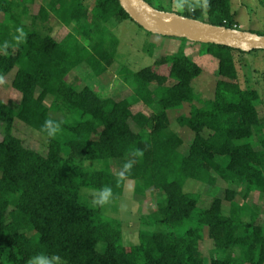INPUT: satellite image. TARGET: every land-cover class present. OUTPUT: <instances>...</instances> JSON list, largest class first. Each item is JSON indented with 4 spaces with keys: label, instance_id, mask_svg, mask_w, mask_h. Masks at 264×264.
<instances>
[{
    "label": "trees",
    "instance_id": "1",
    "mask_svg": "<svg viewBox=\"0 0 264 264\" xmlns=\"http://www.w3.org/2000/svg\"><path fill=\"white\" fill-rule=\"evenodd\" d=\"M89 1L90 7L83 0H44L29 16L34 0H0V81L16 69L11 85L21 96L13 108L0 101V264L42 257L51 264H264V227L256 225L258 212L247 203L251 194L264 196V135L254 142L263 127L259 95L240 87L235 65V54L246 53L198 44L201 56L217 61L209 100L192 85L201 67L180 52L136 72L123 67L119 73L133 98L116 102L67 80L82 65L94 79L106 74L117 45L109 24L131 21L118 0ZM144 1L153 6L154 0ZM182 6L181 16L238 30L230 0H183ZM50 16L73 25L77 36L58 42L39 32L37 22ZM138 102L150 111L133 113ZM184 106L188 113L171 123L169 115ZM15 120L45 138L44 155L15 136ZM172 125L192 134L185 153ZM86 162L102 165L88 169ZM112 163L120 175L110 171ZM127 180L160 195L154 211L141 208L138 242L130 246L121 220L103 211L106 200H119ZM188 180L241 190L227 188L223 199L212 193L209 206L194 214L199 195L184 192ZM205 237L217 252L209 263L199 251Z\"/></svg>",
    "mask_w": 264,
    "mask_h": 264
},
{
    "label": "rangeland",
    "instance_id": "2",
    "mask_svg": "<svg viewBox=\"0 0 264 264\" xmlns=\"http://www.w3.org/2000/svg\"><path fill=\"white\" fill-rule=\"evenodd\" d=\"M83 4L90 7L89 0H83ZM183 0H154L153 7H162L166 11L173 13L181 12ZM44 5V0H34L27 5L28 15H37L40 7ZM231 11L234 16V21L238 26V30L251 31L254 33H264V0H230ZM24 24L29 26L30 19L26 18ZM36 29L42 34H49L56 41H63L70 33L77 36L74 26L65 27L60 24L53 16H50L44 23L38 21ZM108 36L114 37L117 40L115 47V55L112 65L106 74L94 79L91 76L89 68L82 65L77 70L72 71L67 80L76 87H81L84 84L94 87L96 92L119 102L133 98V91L130 85L123 82L120 76V70L125 67L131 72L139 71L143 68L150 67L154 61L167 54H176L183 52L187 57L197 63L202 74L193 81L192 85L200 98L205 101L213 96V89L217 80V61L209 56H201L199 54V45L196 43L181 41L177 38H165L148 34L135 23L130 20L115 21L109 24ZM108 37V38H109ZM179 45H178V42ZM83 44L90 47L92 43L83 41ZM235 65L238 73L239 85L242 89H255L259 95L256 101V109L262 130L257 132L254 137V142L257 144L259 137L264 135V51L255 53H246L243 56L235 54ZM16 69H13L7 76L0 81V101L10 107H15L20 102V94L12 88V81ZM169 81L167 85H172ZM38 92H36L37 94ZM100 94V95H101ZM51 98L48 97L44 104L48 106ZM199 106V105H198ZM133 113L139 111H150L141 103H134L132 107ZM188 106H184L182 111H175L169 115L171 123L181 113L187 114ZM51 116L54 114L50 113ZM178 135L184 140V144L180 151L185 153L192 134L186 128L179 129L172 125ZM3 126L0 125V140L2 139ZM13 132L15 136L21 139L26 148H30L40 154L46 153V140L35 130L25 126L18 120L14 121ZM257 149L258 146L255 145ZM102 164L99 162H86L85 167L88 169H99ZM110 171L115 175H120V167L115 163L110 165ZM206 184H202L193 180L186 181L184 192L195 193L199 195V201L194 214L206 209L215 197L223 199L224 190L229 188L234 191H240V187L236 184H226L217 181V190L212 189ZM160 195L152 189H144L141 184H135L134 181L127 180L124 185L122 196L117 202L106 200L103 211L108 217H115L122 222L123 242L126 246L134 245L138 242L139 218L141 216V208L146 212H151L156 209L157 200ZM236 201L241 202L240 195L236 196ZM247 203L258 212L256 225L264 227V196L254 193L251 194ZM228 202L223 201V208L226 212ZM194 215L192 216V218ZM191 222H195L191 219ZM189 225V224H188ZM186 225L185 227H187ZM184 227V228H185ZM184 228L180 229L181 232ZM169 230L168 228H161ZM179 233V232H178ZM199 251L203 255L206 263H209L213 256H216V251L211 240L207 237L199 243ZM29 264H40V260H33ZM51 264V261H50Z\"/></svg>",
    "mask_w": 264,
    "mask_h": 264
},
{
    "label": "water",
    "instance_id": "3",
    "mask_svg": "<svg viewBox=\"0 0 264 264\" xmlns=\"http://www.w3.org/2000/svg\"><path fill=\"white\" fill-rule=\"evenodd\" d=\"M131 21L155 36L217 44L245 53L264 50V36L250 31L213 26L177 13L160 11L144 0H118Z\"/></svg>",
    "mask_w": 264,
    "mask_h": 264
},
{
    "label": "clouds",
    "instance_id": "4",
    "mask_svg": "<svg viewBox=\"0 0 264 264\" xmlns=\"http://www.w3.org/2000/svg\"><path fill=\"white\" fill-rule=\"evenodd\" d=\"M59 260V257L56 258ZM40 264H50V261L47 258H40Z\"/></svg>",
    "mask_w": 264,
    "mask_h": 264
},
{
    "label": "crops",
    "instance_id": "5",
    "mask_svg": "<svg viewBox=\"0 0 264 264\" xmlns=\"http://www.w3.org/2000/svg\"><path fill=\"white\" fill-rule=\"evenodd\" d=\"M178 42V41H177ZM178 45H179V42H178Z\"/></svg>",
    "mask_w": 264,
    "mask_h": 264
}]
</instances>
